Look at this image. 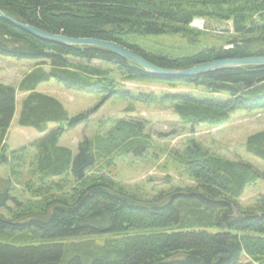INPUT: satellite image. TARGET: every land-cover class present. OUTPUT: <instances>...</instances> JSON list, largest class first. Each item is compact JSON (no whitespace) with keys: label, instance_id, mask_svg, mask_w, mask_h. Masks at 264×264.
I'll return each instance as SVG.
<instances>
[{"label":"trees","instance_id":"16d2710c","mask_svg":"<svg viewBox=\"0 0 264 264\" xmlns=\"http://www.w3.org/2000/svg\"><path fill=\"white\" fill-rule=\"evenodd\" d=\"M0 10L52 35L113 43L166 70L264 57V0H0ZM196 19L231 22L234 35L214 44L192 27ZM0 55L36 62L17 88L0 84V166H8L0 174V264H239L242 256L264 264V195L251 206L240 203L263 172L191 141L170 156L194 186L150 192L121 184L116 160L152 149L148 122L109 120L106 136L85 138L74 154L60 139L91 113L70 116L57 99L37 92L56 79L103 94V103H129L126 114L135 112L134 103L168 105L181 124L218 127L238 110L264 109L263 66L157 78L108 50L45 41L2 18ZM122 82L193 85L209 96L133 93ZM18 93L28 94L21 127L46 133L50 123L60 126L10 150ZM246 149L264 160V132L250 136Z\"/></svg>","mask_w":264,"mask_h":264},{"label":"rangeland","instance_id":"374dc122","mask_svg":"<svg viewBox=\"0 0 264 264\" xmlns=\"http://www.w3.org/2000/svg\"><path fill=\"white\" fill-rule=\"evenodd\" d=\"M192 27L207 31L206 39L219 45H226L234 35L231 22L194 20ZM206 27L208 29L206 30ZM231 46V45H229ZM228 47V46H226ZM252 58V57H248ZM32 60H20L0 55V84L17 88L19 82L35 67ZM99 64L98 62L94 63ZM123 87L133 93H192L196 96H209L206 89L193 85L177 86L171 89L163 83L156 82H122ZM38 93L53 97L62 103L70 116L91 113L90 120L75 128L67 129L60 139L59 146L78 153V147L85 138L96 134L106 136L112 128L109 120L133 119L148 122L146 133L153 138L152 149L143 158L133 156L118 158L114 173L115 180L124 185H141L148 191H160L175 187H191L195 182L183 168L172 162V151L183 149L191 141L205 146L222 157L235 161H245L264 173V160L250 154L246 149L248 138L264 132V109L238 110L230 120L222 126L184 125L168 105L134 103L135 112L126 114L130 104L120 99L111 98L103 103V94L90 93L69 89L63 83L52 79L39 85ZM27 93L17 94V110L7 140L10 150H19L44 137L48 132L60 125L50 123L46 133H41L32 127H21L19 117L22 104ZM224 98H227L225 96ZM0 174H8V166H0ZM264 195V180L249 185L240 199L243 206L254 204L256 197ZM239 264H255L242 256Z\"/></svg>","mask_w":264,"mask_h":264},{"label":"water","instance_id":"95a60500","mask_svg":"<svg viewBox=\"0 0 264 264\" xmlns=\"http://www.w3.org/2000/svg\"><path fill=\"white\" fill-rule=\"evenodd\" d=\"M0 18L8 21L12 25L23 29L24 31L34 35L35 37L57 43L64 46H88V47H97L108 50L120 58H123L141 69H143L148 75L157 78H171V79H183V78H193L198 75L208 74L216 70H226L238 67H248V66H263L264 67V57H252V58H242V59H226L215 62H209L201 65H196L194 67L188 69H180V70H166L158 68L148 61H146L143 57L132 53L126 49H123L113 43L93 40V39H72L66 38L62 36H56L44 32L42 30L36 29L24 23H19L16 20L8 17L0 10ZM233 46L226 47L227 50L232 49Z\"/></svg>","mask_w":264,"mask_h":264}]
</instances>
